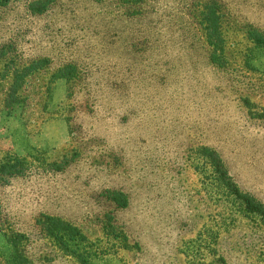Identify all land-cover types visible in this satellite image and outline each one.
I'll list each match as a JSON object with an SVG mask.
<instances>
[{"label": "rangeland", "instance_id": "1", "mask_svg": "<svg viewBox=\"0 0 264 264\" xmlns=\"http://www.w3.org/2000/svg\"><path fill=\"white\" fill-rule=\"evenodd\" d=\"M30 1L0 0V73L9 59L50 61L15 102L0 76V160L29 166L0 179V264L16 250L28 264H264V224L201 153L264 206V46L247 36L264 33V0H51L42 13ZM68 63L75 76L50 79ZM45 215L76 239L58 245Z\"/></svg>", "mask_w": 264, "mask_h": 264}, {"label": "trees", "instance_id": "2", "mask_svg": "<svg viewBox=\"0 0 264 264\" xmlns=\"http://www.w3.org/2000/svg\"><path fill=\"white\" fill-rule=\"evenodd\" d=\"M10 0H1V5H6ZM51 0H32L28 4V9L33 13H42L48 6ZM202 21L204 23V28L206 34L210 40H213L216 36H219V24H218V15L217 10L213 4L205 5V9L202 12ZM248 38L254 43V46L263 47L264 46V33L260 32L254 27H249L247 30ZM218 42L222 41L221 37H217ZM217 42V41H216ZM5 55L4 52L0 51V58ZM50 61L48 58L43 57L36 60H32L29 63L18 66L12 59L6 61L4 69L1 71V79L11 78V84L7 94V101L9 103L15 102L17 97V90L24 83V80L29 75L34 72L41 70L49 65ZM76 75V68L73 64H65L58 69H56L50 75L51 80L57 79H70ZM202 156L205 161L212 167L215 178L221 184V186L233 197L235 200L243 205V210L248 213V215H253L264 224V206L263 204L255 198L253 195L243 192L238 188V186L233 182L231 177L228 175L226 168L222 160L220 159L217 152L214 150L203 147L201 150ZM67 163V160L64 162L57 163L55 161L48 162L47 167L53 170H60L63 165ZM29 166H27L23 158L17 157H8L0 160V179L3 176H15L23 175L27 172ZM104 195L111 199L118 207H125L127 204L126 195L118 190H105ZM37 223L40 225L41 229L55 239L58 245L62 246L63 244L73 241L77 236V229L69 224L68 222L61 221L57 217H52L45 215L42 217V220H37ZM24 237L22 233H15L12 235L11 242L18 244V242ZM66 238V241L63 239ZM63 241V243H62ZM65 248V247H63ZM10 264H28L26 257L19 253L16 250V255L13 257V261Z\"/></svg>", "mask_w": 264, "mask_h": 264}]
</instances>
